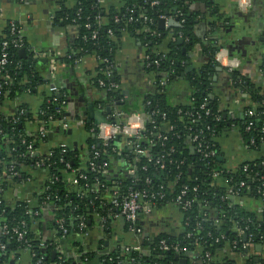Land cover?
<instances>
[{
    "label": "trees",
    "instance_id": "obj_1",
    "mask_svg": "<svg viewBox=\"0 0 264 264\" xmlns=\"http://www.w3.org/2000/svg\"><path fill=\"white\" fill-rule=\"evenodd\" d=\"M153 1H157V4L153 5ZM18 2L23 3L21 0ZM67 2L68 0H58V8L52 21L56 26L74 27L76 38L73 39L72 50L65 56L55 57L56 64L65 70L66 67H74L76 61L85 56L112 62L120 36L124 32L138 36L149 61L159 60L158 66L151 64L147 67V73L153 76V90L140 99L133 100L127 98L123 90L106 93L99 89L103 96L97 103H100L104 110L109 109L110 122L116 120L112 116L114 108L125 115L132 111H139L145 116L153 113L152 118L157 129L153 130L152 125L146 124L147 131L139 144L142 153L138 156L133 153L132 146L123 147V150L118 149L114 153L109 149L103 152L99 142L90 135L86 141L87 154L84 157L80 156L77 148L67 147L63 152L58 146L49 149L50 156L29 157L28 144L31 143L37 151L43 142L49 140V133L55 123L49 122V119H59L64 115V89L60 87L61 98L50 89L43 94L37 121L40 127L47 130L44 137L41 136L40 129L34 133L25 131V117L20 113L23 106H19L16 112L8 116L0 113V224H13L18 220L27 223L29 256L31 253L35 254L30 257V264H83V257H89V254L85 253L77 258L72 251L76 249V253H81L85 249L82 245L85 238L77 228L78 219L84 218L86 231H89L92 225H98L100 218L106 217V229L101 228V231L104 237L108 238L113 229L111 215L117 212V209L109 205L112 190L103 191L110 189L113 184L121 196H125L129 187L141 191L158 190L162 198L151 201L155 211L175 205L173 202L183 185H187L189 191L180 203L175 205L182 214L177 233L161 232L152 236L139 244L140 251H124L119 247L108 251L105 248L98 253L101 264H179L176 255L190 260V264H264V256H260L255 262V257L249 253L257 244L264 243V199L262 200L257 192L259 189L264 190V186H261V179L264 178V159L242 162L234 171L228 172L221 166L218 156L210 159L209 163L202 161L194 150L196 143L189 141L190 135L202 130L205 139L203 141L211 144L212 139L220 133L226 123L222 119L217 100L211 98L210 88V76L218 69L215 56L219 47L214 39L209 38L207 42H201L195 36V16L190 13V5L199 2L205 7L208 17H212L214 3L211 0H122L119 7H106L98 0H71L70 6ZM139 15L145 16L147 21H143ZM161 16L173 18L170 19L173 24L168 26V30L173 31L172 36L168 35L165 27L159 28L158 20ZM218 24L219 19L215 18L209 25L213 28ZM16 25L22 30L21 25ZM9 28L8 21L0 33V58L3 52L7 54V63L0 67V107L16 101L24 93H36L40 86L51 80L46 79L50 61L43 65L27 49L24 37L21 38L22 47H15V42L20 38L12 35ZM93 32L96 33L95 38H92ZM178 40H181V43H178ZM3 42L8 43L4 50ZM196 45L201 46L207 61L201 67L188 72L190 53ZM21 49L25 50L24 56H20ZM98 63L96 76L92 79V85L97 89L98 79H103L98 69L105 66L100 61ZM111 72L117 82L119 78L116 71L111 68ZM228 78L230 87L246 97L254 106L251 117L244 116L236 122L243 142L248 144L253 139L254 144L250 150H256L264 145V79L261 85H255L247 81L239 69L228 71ZM177 85L188 93L185 102L173 103L171 100V94ZM201 104H205L210 110V116L192 122L191 115ZM249 109L251 108L246 110ZM249 122L253 125L245 132ZM167 126H172V130L168 131ZM156 132L166 137L163 147L159 146L158 139L151 143L148 141ZM211 133L214 137H211ZM93 150L99 151L101 155L94 158ZM147 157L160 159V163L153 165L147 162ZM36 161H41L43 167H32V172H26ZM103 161L107 162V168L100 167ZM89 162L99 168L91 170ZM127 164L135 165L134 175L126 171ZM142 167H145V170L141 169ZM37 171L45 174L46 188L43 194L38 196L39 206L31 208L32 213L38 211V215L33 216L31 213L25 214L27 209L30 210V205L22 201H12L11 198L6 199L5 196L12 195L17 187L27 185V178L33 181ZM215 172L220 173L222 179L230 180V186L243 182L240 197L247 196L260 203L261 213L258 215L247 212L231 198H225L224 181L217 189L210 187ZM145 177H150L149 185L144 184ZM70 178H75L77 184H68ZM133 180L136 181L135 184L132 183ZM193 188H196V192L192 191ZM186 199L195 200L190 208L182 210ZM42 207L50 209L52 229L61 242L66 244V252L56 248L55 244L43 243L32 230V225L41 217ZM146 219L148 216L140 215L137 221V228L141 231L138 237L143 236V223ZM59 225L66 230L64 235ZM236 228L243 233L238 234ZM162 240L169 247L177 245L180 252L176 254L172 250H160L159 243ZM101 242L99 244L104 243ZM234 242H237L236 246H233ZM41 243L43 247L40 246ZM23 247L21 242L14 239L7 241L5 249L0 251V264H19ZM52 252H55L54 257ZM228 252L243 256L242 261L236 262ZM206 254L209 259L205 257ZM108 258H111V261Z\"/></svg>",
    "mask_w": 264,
    "mask_h": 264
},
{
    "label": "crops",
    "instance_id": "obj_2",
    "mask_svg": "<svg viewBox=\"0 0 264 264\" xmlns=\"http://www.w3.org/2000/svg\"><path fill=\"white\" fill-rule=\"evenodd\" d=\"M250 9L242 13L238 10L236 0H214L213 16L208 17L205 7L202 3L196 2L190 5V13L195 16L193 32L201 42H207L212 39L214 34L210 33V25L215 18L219 19V24L223 26L219 34L225 37H233L235 40L245 38L242 44L229 52L224 50V42L217 41L219 47L217 54H223L222 64L218 63L221 70L215 69L210 76L211 98H215L219 104V111L222 119L226 122L224 128L215 136L217 146V156L219 162L226 171H234L238 165L245 161H254L264 159V145L256 150H250L249 143L242 140L240 128L236 121L244 118V112L251 108V102L241 94L235 92L229 85L228 69L226 64L231 62L233 69H239L247 81L261 85L263 83L262 69L264 67V0H250ZM58 0H24L22 4L18 0H0V33L5 24L14 20L22 26V36L25 39L27 49L37 57L40 62L50 61V56L62 57L72 50L73 39L76 38L74 27H62L53 25V14L57 10ZM122 0H101L103 6L119 7ZM67 4L71 5V0ZM173 20V18H170ZM225 22V23H223ZM232 27L231 32L227 33V28ZM168 35L172 36L173 31L164 28ZM243 40V39H242ZM147 56L145 48L141 44L138 36L124 32L117 41L116 49L113 54V60L110 62L112 70H115L118 76V83L121 90L128 92V97L133 100L151 93L153 90L152 75L147 73ZM237 61L234 63L233 61ZM200 45H196L190 53V63L187 71L201 67L206 63ZM50 64V63H49ZM43 65H45L43 63ZM99 63L94 57L85 56L80 58L74 67L64 68L57 64L54 71V78H51V69L46 73V79L51 78L49 83L40 86L36 93H24L14 102L5 103L0 107V113L8 116L16 112L19 106H23L20 113L24 114V128L27 133L38 132L44 137L47 134L45 128L40 127L37 121L38 109L41 105L43 94L55 84L65 91L64 117L68 122L67 130L63 131L59 123H53L52 131L49 133L48 142H43L37 149L40 155H46L51 147H57L64 143L67 147L77 148L80 156L87 154L86 141L92 135L91 129L97 125L92 120L103 114L99 100L102 92L92 85V79L96 76V69ZM217 67V68H218ZM177 85L171 94L173 103H182L187 100V92ZM63 96V95H62ZM61 98V97H60ZM89 105H92L94 113L89 115ZM90 116V119L88 118ZM89 126V129H88ZM40 127V128H39ZM120 143V148L126 147ZM26 172H32L26 170ZM33 181L28 178L27 185L17 187L12 195L5 196L12 201H28L30 206L37 207L40 187L45 180V174L37 171ZM217 184L221 185V182ZM218 185V186H219ZM232 199V198H231ZM235 204H239L245 211L260 214L262 205L249 197H240L232 199ZM41 217L32 225V230L39 239L44 243L55 244L62 252H66L67 246L62 243L55 234L51 226V213L49 208L41 209ZM112 216V233L106 238L101 231L100 223L91 226L87 231L82 243L83 251L73 254L80 258L83 254L88 253L89 257H83V264H101L98 260V253L107 248L111 251L114 247L123 249L126 246L140 244L143 241L156 236L159 233H177L181 225L182 214L175 205L166 206L161 210L153 211L146 215L148 219L143 223V236L138 237L130 234L124 224L122 217ZM110 218V217H109ZM89 224L91 222H88ZM126 229V230H125ZM104 241L103 244L99 242ZM102 243V242H101ZM261 250L254 247L249 253L255 257V262L264 256V243ZM70 250V249H69ZM225 253V252H222ZM234 258L236 262H241L242 257L227 253ZM186 260L190 264V260ZM19 264H30V256L22 252L19 256Z\"/></svg>",
    "mask_w": 264,
    "mask_h": 264
},
{
    "label": "built area",
    "instance_id": "obj_3",
    "mask_svg": "<svg viewBox=\"0 0 264 264\" xmlns=\"http://www.w3.org/2000/svg\"><path fill=\"white\" fill-rule=\"evenodd\" d=\"M24 1V0H21ZM99 2H101V0H98ZM237 3V7L238 10L242 13L247 12L250 9L251 6V1L250 0H236ZM153 5L157 4V1H153L152 2ZM131 13L133 11H130ZM139 18L143 19V21H147V18L143 15H139ZM160 18H164L165 21L170 20V17L168 16H161ZM131 20V19H130ZM16 23H18L17 21L14 20H10L9 21V32L12 35H17V42H15V47H22V30L17 28ZM20 25V23H18ZM96 33L93 32L92 34V38H95ZM8 45L7 42H3L2 43V50H4L6 48V46ZM51 54H49L50 57V69H51V78H54V74H55V70L57 69V64L55 61V57L50 56ZM222 57L223 54H216L215 56V60L216 62H219L220 64H222ZM79 60V59H78ZM77 60V61H78ZM96 60L102 64H104L105 66L103 68H99L98 71L103 75V79H98L97 81V86L98 89L103 90L104 92H117L120 91V85L118 83H116L112 77V72H111V64L110 62H108V60L106 59H100V58H96ZM76 61V62H77ZM234 63H237V61H233ZM7 63V54L6 52H3L2 57L0 58V67L4 66ZM147 64L148 66L153 64L155 66H158L159 64V60H154L152 62L149 61V58H147ZM231 62L228 61V63L226 64V67L228 69V71L232 70L231 67ZM262 76L264 79V67L262 69ZM160 84L162 85L163 82L161 81ZM59 90L60 87L53 84L50 87V91L53 94H56L59 96ZM61 96H59L60 98ZM64 104V102H63ZM148 104V103H147ZM59 112V111H58ZM104 113V118H105V122L104 123H99L97 125H95L92 129H91V133L94 136V138L99 142V144L102 146L103 148V152L106 151L107 149H109L111 152H116L118 149L122 148L120 146V143H118V140H122L120 141L121 143H123L124 146L128 147V146H132V150L133 153L138 156L139 154L142 153V150L140 149V142L143 140V135L145 134V132L147 131L146 129V124H150L152 125V129L155 130L157 129L156 124H155V120L152 118L153 113H150L148 115H143L141 114L139 111H132L128 114H123L122 111L114 108L112 111V116H114L116 118L115 121L110 122L108 121L109 118V114L105 113V110H103ZM253 111L252 110H247L244 112V116L246 117H251L253 115ZM210 116V110L206 108L205 104H201L198 107V110L196 112H194L191 117H192V122H197L199 120L202 119V117H207ZM164 120V119H163ZM49 122H57L59 123V126L61 127V129L63 131L67 130L68 128V122L66 120V118L64 116H61L59 119H49ZM253 125L252 122H249L248 125L245 127V132H248L251 129V126ZM264 128V127H263ZM207 131H210L209 128H206ZM167 130L170 131L172 130V126H167ZM202 130H200L198 133H195L193 135L189 136V141L191 143H196L194 150L196 153H198L201 157L202 161H207V163H209V160L217 157V149H216V143H215V137L214 134L211 135V137H214L212 139V143H208V142H204V136L202 135ZM151 135V134H150ZM153 138L149 139L148 141L154 142L156 139L159 140V146L163 147V141L166 139L165 136H163L160 132H156L153 134L152 136ZM157 141V140H156ZM254 144V140L251 139L249 141V145L252 146ZM59 148L62 149V151L64 152V150L67 148V146L64 143H61L59 146ZM93 149V147L91 148ZM27 151H28V156L29 157H33V156H41L38 151H36L32 144L29 143L27 146ZM46 155L50 156L51 152L48 151L46 153ZM92 155L94 158H98L101 154L99 151L93 150L92 151ZM136 159V157H135ZM134 159V160H135ZM134 162V161H133ZM147 162L153 164V165H157L158 163H160V159L158 160H154L150 157H147ZM262 165H264V163H262ZM88 166H90L91 170H94V168H99L98 166L96 167L94 164L92 163H88ZM41 168L43 167V163L41 161H36L33 163L32 166L28 167L27 170H31V168ZM100 167L103 168H107V162L103 161L102 164L100 165ZM141 169L145 170V167H142ZM10 170H12V168H10ZM126 171L128 172V174L130 175H134L135 172V165H126ZM27 181H29V179H26ZM262 180V184L261 186H264V178L261 179ZM226 185V195L225 198H237L239 196V192L240 190L244 187V183L243 182H239L236 186H230V180H224L221 178V174L218 172L213 173V180L210 183V187L212 188H216L218 187L219 184H217L218 182H223ZM151 182L150 177H145L144 178V184L145 185H149ZM132 183H136L135 180L132 181ZM68 184L70 185H76L77 184V180L75 178H70L68 179ZM45 186H44V182L42 184V188L39 192V194H43V192L45 191ZM112 190V193H110L111 199L109 201V205L113 206L115 209H117V212L113 213L111 215V217H116L115 215L122 217V219L124 220V224L126 226L127 231L130 234H133L134 236H138L140 234V229L137 228V221L140 217V215H149L154 211V206L153 203L151 202L153 199L155 198H162V194L157 190H153V189H149L146 191H141L139 189H135L133 187H129L125 196H121L120 192L117 190V187H115V185L113 184V186L103 192H108V191ZM189 191V187L187 185H183L180 189V192L178 194V196L175 198L174 200V204L178 205L181 201V199H183L185 197V195L188 193ZM193 192H196V188L192 189ZM0 192H2V189L0 188ZM258 194H260V198L263 200L264 199V190L259 189ZM223 199V198H222ZM195 199H186L183 202L182 205V210H186L188 208H190L192 202H194ZM24 203H26L27 205H30L28 201H22ZM205 205L207 204V202L204 203ZM30 210H26L25 214H33V216H37L38 215V211H33L32 213V207L28 206ZM98 216V215H97ZM79 224L77 225V228L79 230V232L83 233V236H85L87 234L86 231V225L84 223V218H79ZM99 223H100V227L103 229L105 228L106 225V217L105 218H100L99 219ZM26 228H27V223L24 220H18L13 222V224H9V223H2L0 224V251H3L5 249V244L7 243V241H9L10 239H14L16 242H21L23 244V249L22 252H26V253H30V246L28 241L26 240ZM59 228L62 230V235H64L66 233V230L59 225ZM237 231L238 234H242L243 231H240L238 228L235 229ZM6 239V240H5ZM221 239H223V237H221ZM5 240V241H4ZM218 241V239L216 240ZM159 248L160 250L163 251H169L172 250L173 252H175L176 254H178L180 252V248L177 245L171 246L169 247L163 240L160 241L159 243ZM237 242L233 243V246H236ZM41 247H43L44 245L41 243L40 244ZM124 251H140V245L139 244H135L132 246H126L123 248ZM35 254L31 253L30 257H34ZM205 257L207 259H209V255L206 254ZM109 261H111V258H108Z\"/></svg>",
    "mask_w": 264,
    "mask_h": 264
},
{
    "label": "water",
    "instance_id": "obj_4",
    "mask_svg": "<svg viewBox=\"0 0 264 264\" xmlns=\"http://www.w3.org/2000/svg\"><path fill=\"white\" fill-rule=\"evenodd\" d=\"M213 1L214 0H211L212 3H213ZM171 24H173V22L171 20L165 21L164 18H160L158 20V26L161 29L164 28L165 25L169 26ZM222 28H223V26L220 25V24L216 25L213 28L212 27L209 28L210 33L214 34L212 39H214V40L216 39L218 41H223L224 42V45H223L224 50H226L227 52H229V51L231 52L232 49L237 48L238 44H242V42L244 41L245 38L241 37V38H239V40H235V39H233V37L221 36L219 34V30L222 29ZM231 29H232V27L227 28L226 32L230 33ZM178 43H181V40H178ZM230 52H229L228 56L231 57L232 56V54H231L232 52L231 53ZM19 53H20V56H24L25 55V50L21 49L19 51ZM42 63L46 64L47 61L44 59V60H42ZM221 69H222L221 67H218V70H221ZM123 94L128 98V92L127 91H124ZM184 94H186V92H184ZM88 107H89V115H91V113H94V110L92 108V105H89ZM108 112H109V109L106 108L105 113H108ZM88 118L90 119V116H88ZM92 120H94L95 124H99V123H104L105 122V118H104L103 114H100L98 117H93ZM244 239H245V237H244ZM255 247H256L257 250L260 251L261 248H262V245L257 244ZM54 256H55V252H52V257H54ZM175 257L178 258L179 264H187L185 259L178 257V255H176Z\"/></svg>",
    "mask_w": 264,
    "mask_h": 264
}]
</instances>
